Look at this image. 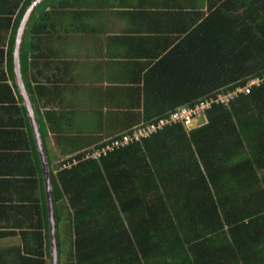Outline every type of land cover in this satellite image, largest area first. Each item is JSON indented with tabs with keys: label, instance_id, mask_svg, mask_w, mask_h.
Instances as JSON below:
<instances>
[{
	"label": "trees",
	"instance_id": "obj_1",
	"mask_svg": "<svg viewBox=\"0 0 264 264\" xmlns=\"http://www.w3.org/2000/svg\"><path fill=\"white\" fill-rule=\"evenodd\" d=\"M32 1L8 0L12 82V47ZM202 1L206 13L193 6L178 13L183 20L171 32L181 39L156 63L147 62L128 111L119 112L120 128L108 139L264 73V0ZM100 2L63 0L49 8L41 3L21 47L22 76L48 154L58 264H264V86L227 106L214 105L200 128L168 127L98 161L82 159L83 126L67 128L73 114L62 107L67 91L57 86L67 81L68 68L62 63L59 82L39 77L48 78L53 41L77 46L86 39L88 12ZM66 58L62 54V62ZM11 93L8 86L12 98ZM103 139L89 148L100 147ZM0 146V220L13 222L11 230L34 223L19 235L21 252L31 258L38 253L39 260L27 264H48L41 164L26 112L9 102ZM26 238L40 242L27 250Z\"/></svg>",
	"mask_w": 264,
	"mask_h": 264
},
{
	"label": "crops",
	"instance_id": "obj_2",
	"mask_svg": "<svg viewBox=\"0 0 264 264\" xmlns=\"http://www.w3.org/2000/svg\"><path fill=\"white\" fill-rule=\"evenodd\" d=\"M45 1L46 3L43 6L49 8L52 4L63 0H43L41 3ZM197 1L101 0L95 9L92 8L88 12L89 33L86 34L87 37L83 42L73 47L69 43L66 45L64 43L63 46L58 44L61 38L56 43L53 41L50 45V51H48L50 53L46 67L48 78L44 76H40L39 78L43 82L45 79L52 83L59 82L62 76V63L68 68L63 71L68 73L64 77L67 78V81L57 84L62 90L67 91H62V93L66 92V99L62 103V107L69 113V116L71 112L73 114V117L69 118L66 122L67 128L71 130V126H74L76 123L75 120L81 118L80 115L83 113L85 114L84 120L86 121L87 109L90 104L87 106L83 105L86 95L92 91L94 86L97 95L96 102L98 94H100V109H102V106H105L110 112H122V114L127 112L128 102L136 96L134 95V88L139 83L138 80H141L140 78L143 77L147 62L156 63L162 55L168 54L175 47L178 39H181L179 38V34L174 33V31L171 32L172 24L174 25L179 20L181 22L183 20L182 16L180 18L177 16L178 13L191 11L193 10L192 6L198 8L200 12L206 13V1L200 0V6H197ZM88 5L90 4L88 3ZM170 6L175 9H169ZM169 14H176V16L169 17ZM14 18L15 16L12 20ZM167 19L169 22L166 23ZM53 38L57 39L59 37L56 35ZM62 54L67 56L64 62L61 59ZM11 59L14 82L8 78V0H0V132L8 131L9 102L10 105L16 108L21 109L22 107L24 109L33 133L28 108L18 90L15 80L13 47ZM20 73L22 83L30 100L32 116L39 131L36 108L26 89V79L24 80L22 76L21 66ZM13 84L16 86V89H13ZM8 86L12 91V98L8 94ZM55 89L57 91L60 90L58 87H55ZM139 99H142V97L139 96ZM111 100L115 103L110 108L108 104H110ZM102 103L103 105L101 106ZM54 106L58 107V105ZM96 111V103H93L91 120H93L94 112ZM130 111L135 112V110ZM12 119L13 117L10 120ZM84 135H89V133L86 132ZM2 147L0 146V154ZM43 147L48 160L44 143ZM5 150H7L6 147H4ZM49 151L52 154V150L50 149ZM24 225L25 227L20 223L18 229L11 230L13 222L8 220L6 216L0 220V264H23L24 262L27 264L29 260H39L38 253L35 258H31L21 252L22 243L19 235L24 233L26 229H29L26 227L27 225L34 226V223H24ZM39 242L37 238L24 239L27 250L30 245L37 246ZM48 264H50V258Z\"/></svg>",
	"mask_w": 264,
	"mask_h": 264
},
{
	"label": "built area",
	"instance_id": "obj_3",
	"mask_svg": "<svg viewBox=\"0 0 264 264\" xmlns=\"http://www.w3.org/2000/svg\"><path fill=\"white\" fill-rule=\"evenodd\" d=\"M261 85L264 86V73L260 77L250 78L243 86H238L230 91L216 93L214 96L198 101L192 107H179L165 117L147 124H139L130 129V132L127 131L124 134H118L113 138L106 139L101 143L100 147L85 151L82 159L98 161L114 151L126 148L143 139H148L168 127L179 125L186 132L200 128L207 123L206 114L214 105L227 106L237 96L246 95L251 88Z\"/></svg>",
	"mask_w": 264,
	"mask_h": 264
},
{
	"label": "water",
	"instance_id": "obj_4",
	"mask_svg": "<svg viewBox=\"0 0 264 264\" xmlns=\"http://www.w3.org/2000/svg\"><path fill=\"white\" fill-rule=\"evenodd\" d=\"M43 0H34L31 4L27 7L22 18L20 20L14 46H13V59H14V69H15V80L18 86V90L20 91L26 107L28 108V114L30 117L31 125L33 127V134L35 138L36 148L41 164L42 169V176H43V184H44V193L47 205V212H48V232H49V240H50V264H58V248H57V227L55 221V210H54V198L52 194V185L50 180V171H49V163L47 160L46 153L44 151L43 143L41 140V136L39 134L36 122L32 116L31 111V104L30 100L27 96L26 90L22 83L21 73H20V65H19V58L21 52V45L23 35L27 28V25L31 19L32 13L34 12L35 8L41 3Z\"/></svg>",
	"mask_w": 264,
	"mask_h": 264
},
{
	"label": "rangeland",
	"instance_id": "obj_5",
	"mask_svg": "<svg viewBox=\"0 0 264 264\" xmlns=\"http://www.w3.org/2000/svg\"><path fill=\"white\" fill-rule=\"evenodd\" d=\"M200 5H201V1L198 0L197 6H200ZM73 47H74V45H73ZM96 98H97V95H96V89L94 86V88H92V91L86 95V99H85V102L83 105V106H85V105L87 106L90 104L88 106V109H87L88 114L86 115V121L84 120V117H85L84 113L80 115L81 118H77L75 120V122L77 124H80L83 126V127L79 126V131H82L84 129V131L82 133V139H81V142L87 148L85 150H82L84 152L86 150H88V148L96 142L97 137L99 139H103V138L108 139L107 137L112 136L115 132H117V130L120 128L119 125L123 122L122 120H124V117L119 115V113L112 114L109 111V109L105 108V106H102L103 103L101 104L102 109H100L101 108L100 107V94H98L97 102H96ZM93 103H96L97 111L94 112V118H93V120H91L90 116H91V110H92ZM114 103L115 102L113 100H111L110 104H108V106H110V108H111L112 104H114ZM76 111L80 112L79 110H76ZM86 132H88L89 135H84V133H86ZM48 146L52 150V154H53L54 151H53L52 143L49 142ZM79 152H81V151H79ZM82 156H83V153H82ZM57 237H58V233H57ZM66 241H67V239H66Z\"/></svg>",
	"mask_w": 264,
	"mask_h": 264
},
{
	"label": "clouds",
	"instance_id": "obj_6",
	"mask_svg": "<svg viewBox=\"0 0 264 264\" xmlns=\"http://www.w3.org/2000/svg\"><path fill=\"white\" fill-rule=\"evenodd\" d=\"M105 140H106V139H103V140L101 141V143L104 142ZM90 149L92 150V148H90ZM90 149H88V150H90ZM86 151H87V150H86Z\"/></svg>",
	"mask_w": 264,
	"mask_h": 264
}]
</instances>
